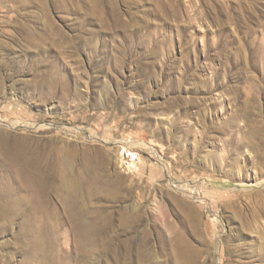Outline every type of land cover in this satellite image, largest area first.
Listing matches in <instances>:
<instances>
[{"label":"rangeland","instance_id":"obj_1","mask_svg":"<svg viewBox=\"0 0 264 264\" xmlns=\"http://www.w3.org/2000/svg\"><path fill=\"white\" fill-rule=\"evenodd\" d=\"M107 1L110 32L96 0H0V169L40 157L63 252L78 201L82 264H264V0ZM24 222L0 264H35Z\"/></svg>","mask_w":264,"mask_h":264},{"label":"bare ground","instance_id":"obj_2","mask_svg":"<svg viewBox=\"0 0 264 264\" xmlns=\"http://www.w3.org/2000/svg\"><path fill=\"white\" fill-rule=\"evenodd\" d=\"M57 6L60 10L69 9L66 4L57 3ZM105 6L102 7L101 0H96L95 8L91 10V13L93 16H97L98 21L102 24L104 32H110L114 26L107 22V16L110 13L104 8ZM115 10L113 12H115ZM114 14L112 16L113 18ZM115 20H117V18ZM118 25L119 24H117V26ZM49 31L50 35H48L51 42H53L54 48L59 50L60 54L61 48L66 45L65 38L67 37L63 35L62 30L54 27V25H51ZM95 39L96 38L93 36L92 39L89 38L84 40L81 38L79 40H84L83 43L86 44L87 47L93 49ZM73 43L74 41H69V45ZM39 159L40 157L38 156L32 157L26 150L9 152V154L5 156V165L0 169V220L1 222L3 221L5 225H10L17 217L24 218L25 222L22 231H24L26 236L22 239L27 246V261L35 264H82L83 258L91 255L93 251L87 246V239L95 228L92 226L84 227V229L81 228L80 218L82 217V213L80 212L81 208L78 201L75 199H64L63 197L62 200L73 212L72 221L74 223L76 235V237L74 236L75 251L69 252L67 250L63 252L59 249V247L63 245L58 247L60 244V233L64 226L62 224L63 218L57 213L55 207V209H53V206L51 207L49 205V190H47L46 187L48 176L42 169H39V165L37 164ZM188 225L189 224H187V226ZM160 239L162 242L166 243L162 234L160 235ZM193 251L194 250H192L187 242L172 247V253L176 256L177 260L186 257L187 253Z\"/></svg>","mask_w":264,"mask_h":264},{"label":"built area","instance_id":"obj_3","mask_svg":"<svg viewBox=\"0 0 264 264\" xmlns=\"http://www.w3.org/2000/svg\"><path fill=\"white\" fill-rule=\"evenodd\" d=\"M126 167L130 169L132 172L138 171L139 167L135 166L133 163H131L129 160L126 162Z\"/></svg>","mask_w":264,"mask_h":264}]
</instances>
